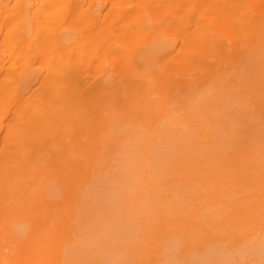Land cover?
Masks as SVG:
<instances>
[{"label":"bare ground","instance_id":"6f19581e","mask_svg":"<svg viewBox=\"0 0 264 264\" xmlns=\"http://www.w3.org/2000/svg\"><path fill=\"white\" fill-rule=\"evenodd\" d=\"M38 2L0 4V264H49V239L71 241L70 221L57 217L53 201L54 191L66 197L69 189L49 185L55 176L58 184L76 182L74 156L96 168L92 175L105 173L94 181L102 194L87 197L86 205L110 209L112 228L140 239L158 230L160 221L152 228L150 213L163 211L159 201L169 204L167 212L183 214L177 207L191 195L187 188L203 185L205 174H223L225 159L244 154L238 147L243 137L252 135L248 162L264 158V68L256 65L259 54L249 53L264 51V0ZM215 24L247 36L240 47H251L241 51L238 64L222 66L207 80L191 77L193 70L184 73L188 80L182 92L181 80L167 81L173 66L199 55L198 38L212 51L219 36ZM158 26L171 34L152 39ZM121 36L129 41L142 36L146 42L116 51L113 41ZM92 60L107 62L110 71L90 77L88 66L97 64ZM156 84L163 91L168 84L167 98L153 100ZM154 102L159 106L152 109ZM94 108V115L103 118L85 123ZM123 108L141 114L127 123L121 121ZM152 111L154 123L145 118ZM111 154H117L112 166ZM154 175V181L178 192L169 198L172 203L163 192L155 204L134 203L137 189ZM204 193L198 188L194 195L203 198ZM212 212L203 209L206 215ZM172 254L165 264H176ZM258 257L264 264V249ZM226 259L210 250L202 262Z\"/></svg>","mask_w":264,"mask_h":264},{"label":"rangeland","instance_id":"374dc122","mask_svg":"<svg viewBox=\"0 0 264 264\" xmlns=\"http://www.w3.org/2000/svg\"><path fill=\"white\" fill-rule=\"evenodd\" d=\"M42 1L39 0L38 3L40 4ZM19 2L20 0H0V4L4 3V6L10 8ZM166 2L171 3V0H166ZM204 22V25L212 26L206 20ZM215 25L219 36L212 51L206 49L202 39L198 38L194 45L199 44V55L192 58L189 63H177L173 66L167 81L174 85L175 81L181 80L182 92L187 89L188 80L184 73L187 75L193 70L190 74L191 77L194 76L202 81L207 80L212 75L220 74L222 66L228 63L238 64L241 51L251 47L249 44H244L243 49L240 47L241 43L246 41L241 42V38L247 36H241L237 31H232V34L226 33L220 24ZM115 27L120 28V24ZM160 33L171 34L170 31L167 33L158 26L155 31H151L150 37L155 39ZM120 39L119 41L116 38L113 41L117 46L116 51L126 52V48L132 50L146 42L142 36L137 38L139 40L132 41L125 40L122 36ZM180 48L181 43L179 42L177 49ZM249 53L259 54L256 65L261 63L264 68V51L257 52L256 49H253ZM8 54L10 55L11 52ZM92 62H96V60H92ZM96 63L94 67L93 64L88 66L90 77L104 75L110 71V67L105 65L107 62ZM49 65L53 67L54 61L50 60ZM112 71L114 72V70ZM178 72H181L183 76L180 77ZM158 74L159 70L156 74L157 81ZM165 87L164 91L161 88L158 89L157 84L153 87L151 91L155 93L154 101L162 99L164 95V98H167L168 84ZM158 106L157 102H154L152 109ZM77 111V116H79L80 109ZM90 111L91 118H88L85 123L92 120L95 124L99 122L98 119L103 118L94 115L93 112H96V108ZM138 111L140 110L136 108H123L121 121L128 123L137 119L141 114ZM154 114L155 112L152 111L146 114L145 118H149V122L154 123ZM75 123L79 124L78 121ZM245 130L249 131V129ZM262 130L264 132V128ZM251 136L243 137L241 144L238 145L240 152L244 153L243 155L224 160L223 163L227 166L223 165V174H205L200 179L204 182L203 185L197 186L193 183L191 187L187 188L186 191H190L191 195L187 194L188 200L177 207L184 212L183 214L175 216L173 210L167 212L169 204L163 200L159 201L163 206V211L151 209L150 213V216L154 218L152 228L158 220L160 221L158 230L154 231L151 228V234L143 239H140L137 234H129L123 228H112L110 209L100 211L86 205L87 197L102 194V189L94 185V181L105 173L92 175L96 168L90 169L85 157L74 156L76 162L73 166V173L76 174V182L58 184L56 176H53V180L50 179L52 180L50 187L65 185L69 189V195L66 197L63 193L54 191L53 201L58 203L57 217L64 221L66 219L70 221L69 239L71 241L59 243V241L49 239V248H51L49 264H165V258L172 254V250L176 251L172 254L176 264L184 262L203 264L202 257L205 252L210 250H218L220 254L224 253L227 256L225 261L215 260L213 264H261L263 258H259L258 253L264 249V158H256L248 162V156L251 155L247 151L254 148ZM136 142H132L134 148L137 146ZM109 157L112 166L117 154H111ZM243 163L246 164L243 168L238 165ZM231 166L235 170L228 168ZM59 170H65V168ZM84 172L88 174L84 176ZM108 176L109 173L106 177ZM157 178V175L150 177L144 186L137 189L134 203L155 204L157 201L154 200L155 196L160 195L163 199L161 192L165 193L172 203L169 198L178 192L171 189L170 186H164V182L154 181ZM198 188L205 189L204 196L206 197L194 195ZM51 190L52 188H49L50 194ZM49 199H53L52 194ZM74 204L75 206H73ZM205 207L213 208L211 215L203 213ZM142 226L147 228L146 225ZM56 236L60 238V236ZM254 249H258V252H255ZM67 252L70 253L67 254ZM102 257L107 259L100 260Z\"/></svg>","mask_w":264,"mask_h":264}]
</instances>
